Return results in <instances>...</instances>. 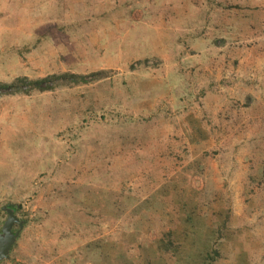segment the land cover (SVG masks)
I'll list each match as a JSON object with an SVG mask.
<instances>
[{
  "label": "rangeland",
  "instance_id": "374dc122",
  "mask_svg": "<svg viewBox=\"0 0 264 264\" xmlns=\"http://www.w3.org/2000/svg\"><path fill=\"white\" fill-rule=\"evenodd\" d=\"M43 78L0 90V264H264V0H0V84Z\"/></svg>",
  "mask_w": 264,
  "mask_h": 264
},
{
  "label": "water",
  "instance_id": "95a60500",
  "mask_svg": "<svg viewBox=\"0 0 264 264\" xmlns=\"http://www.w3.org/2000/svg\"><path fill=\"white\" fill-rule=\"evenodd\" d=\"M6 212H7V218L3 223L0 231V261L2 259L7 258L9 249L17 236L18 231H16L15 233L11 231L12 225L14 223H18L19 225H21V221H18V219H16L12 210L6 209Z\"/></svg>",
  "mask_w": 264,
  "mask_h": 264
},
{
  "label": "trees",
  "instance_id": "16d2710c",
  "mask_svg": "<svg viewBox=\"0 0 264 264\" xmlns=\"http://www.w3.org/2000/svg\"><path fill=\"white\" fill-rule=\"evenodd\" d=\"M71 77H75V75H70ZM52 79L56 80L57 78H61V77H55V76H51ZM80 81H82V77H79ZM47 79L43 78V79H37V80H27V79H17L15 82L11 83V84H0V90H10L11 92H17L19 91L17 88L20 84H30L32 87V90H38V91H45V90H50L52 85H49L47 83ZM19 82V83H18ZM75 82V81H74ZM77 82V81H76ZM44 84V85H41ZM13 214H14V210L12 209ZM22 222V221H21Z\"/></svg>",
  "mask_w": 264,
  "mask_h": 264
}]
</instances>
